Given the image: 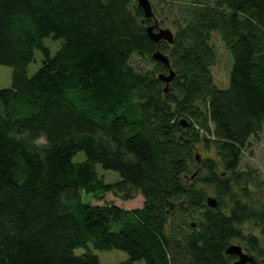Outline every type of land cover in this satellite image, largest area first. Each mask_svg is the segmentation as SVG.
<instances>
[{
	"label": "trees",
	"instance_id": "obj_1",
	"mask_svg": "<svg viewBox=\"0 0 264 264\" xmlns=\"http://www.w3.org/2000/svg\"><path fill=\"white\" fill-rule=\"evenodd\" d=\"M179 4L173 43L156 45L134 0H0V64L12 69L0 89V264H100L110 249L128 255L113 264H233L234 241L263 254L241 225L264 235V176L238 167L264 133V0ZM214 32L233 59L225 89L211 73ZM157 48L176 74L167 92L161 63L134 64ZM202 143L215 158L188 181ZM113 190L143 205L82 198Z\"/></svg>",
	"mask_w": 264,
	"mask_h": 264
},
{
	"label": "rangeland",
	"instance_id": "obj_2",
	"mask_svg": "<svg viewBox=\"0 0 264 264\" xmlns=\"http://www.w3.org/2000/svg\"><path fill=\"white\" fill-rule=\"evenodd\" d=\"M179 1H187L191 2L193 0H150L152 4V9L155 15V19L158 22V25L162 29H170L172 33L175 35L178 31V23L177 18L174 16L172 11H174L178 6H182L179 4ZM206 1L209 4L213 0H202ZM136 3V1L134 0ZM183 3V2H182ZM137 4V3H136ZM153 23V20L151 21ZM47 40V39H46ZM46 44L52 49L55 50L57 48L58 43L54 41H46ZM209 44L211 49L214 52L215 61L211 67V73L213 77L214 84L221 89H225L228 87L230 72L233 65L232 55L227 48L226 44L222 41L219 33H212L210 37ZM55 51L52 52L54 54ZM167 55V52L162 51ZM42 55L39 51H35L34 61L31 62L27 67L28 75H32L41 65ZM134 64L139 67L141 70H153L157 69V63L153 61L151 58L143 57V58H135ZM168 74V73H166ZM12 81V69L9 66L0 64V89L9 88L11 86ZM209 137V136H207ZM197 159L198 163L192 166V171L188 174L187 179L195 180L196 174L198 172L199 163L208 157L215 158V150L213 145L210 144L209 147H206L204 143H202L197 149ZM84 160V153L78 152L74 156V161ZM239 171L248 173L251 175V180L253 179L255 182L262 181L264 176V133L259 132L250 137L248 144L242 150L241 160L239 164ZM97 170L104 178L106 182H115L119 179V175L113 171H105L100 166L97 167ZM197 183V182H196ZM261 197L264 200V183H261L260 187ZM208 195L210 197H215L216 193L213 189H208ZM257 195V193L253 192ZM82 198L84 201L90 203H113L125 209H133L139 208L143 205L144 198L143 196L135 190H113L109 192H99L95 195H86L83 194ZM179 203L176 204L174 211L178 209ZM241 229L245 234H253L257 236L259 245L263 250V254L260 257H257L255 254L251 253L249 248L239 241H234V245H239L243 248V251L249 254L251 257H254V264H264V235L259 232V229L253 226L252 223H242ZM100 264H113L120 261H124L128 258V255L119 250L110 249L106 251H97ZM136 264H145L143 260L136 262Z\"/></svg>",
	"mask_w": 264,
	"mask_h": 264
},
{
	"label": "water",
	"instance_id": "obj_3",
	"mask_svg": "<svg viewBox=\"0 0 264 264\" xmlns=\"http://www.w3.org/2000/svg\"><path fill=\"white\" fill-rule=\"evenodd\" d=\"M137 5L140 9L143 11V15L145 19L154 17V13L152 11V6L149 0H136ZM146 32L148 37L156 44L158 45L160 41H166L169 44L173 43L174 36L173 33L169 29H158L154 30L153 25H149L146 27ZM151 58L164 65L168 69V74L160 73L158 77L165 82L166 87L164 88V91L167 92L168 90V84L169 82L175 77V71L171 68L169 58L166 54H164L162 51L157 49L151 56ZM207 204L210 207H215V201L213 198H208ZM193 226H195L193 224ZM226 254L235 256L237 259L233 262V264H248L252 263L253 259L246 253L243 252L242 247L239 245H230L226 249Z\"/></svg>",
	"mask_w": 264,
	"mask_h": 264
},
{
	"label": "flooded vegetation",
	"instance_id": "obj_4",
	"mask_svg": "<svg viewBox=\"0 0 264 264\" xmlns=\"http://www.w3.org/2000/svg\"><path fill=\"white\" fill-rule=\"evenodd\" d=\"M146 20V26L147 25H153V28H154V30H158V29H160V26L158 25V22L156 21V19H155V16H154V18H148V19H145ZM153 20V23L151 22ZM160 43H166L167 45L169 44L168 42H166V41H160ZM164 68L166 69L165 71H164V73H168V69L164 66Z\"/></svg>",
	"mask_w": 264,
	"mask_h": 264
}]
</instances>
